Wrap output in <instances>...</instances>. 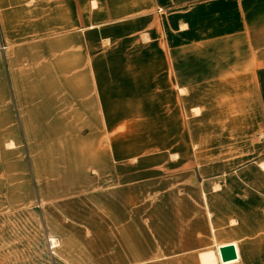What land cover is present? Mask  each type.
<instances>
[{
    "label": "crops",
    "instance_id": "1",
    "mask_svg": "<svg viewBox=\"0 0 264 264\" xmlns=\"http://www.w3.org/2000/svg\"><path fill=\"white\" fill-rule=\"evenodd\" d=\"M123 169L177 194L130 264H264V0H0V213Z\"/></svg>",
    "mask_w": 264,
    "mask_h": 264
},
{
    "label": "rangeland",
    "instance_id": "2",
    "mask_svg": "<svg viewBox=\"0 0 264 264\" xmlns=\"http://www.w3.org/2000/svg\"><path fill=\"white\" fill-rule=\"evenodd\" d=\"M143 147L125 145L123 151L137 152ZM151 153L146 156L159 155ZM143 161L140 164H152ZM152 172H141L136 179L129 176V169H123L121 192L103 194L97 182H76L75 192L41 193L34 204L3 210L0 264H130L143 260L147 212L160 216L161 204H175L177 195L163 193L167 181H162L161 171ZM136 180V189L125 186ZM64 183L58 178V188Z\"/></svg>",
    "mask_w": 264,
    "mask_h": 264
},
{
    "label": "water",
    "instance_id": "3",
    "mask_svg": "<svg viewBox=\"0 0 264 264\" xmlns=\"http://www.w3.org/2000/svg\"><path fill=\"white\" fill-rule=\"evenodd\" d=\"M220 253L223 262L234 260L236 258L234 246H228L225 249L220 250Z\"/></svg>",
    "mask_w": 264,
    "mask_h": 264
}]
</instances>
